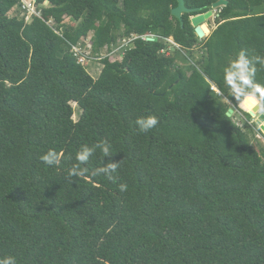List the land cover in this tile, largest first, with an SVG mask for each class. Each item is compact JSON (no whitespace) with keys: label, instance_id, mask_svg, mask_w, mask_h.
<instances>
[{"label":"trees","instance_id":"16d2710c","mask_svg":"<svg viewBox=\"0 0 264 264\" xmlns=\"http://www.w3.org/2000/svg\"><path fill=\"white\" fill-rule=\"evenodd\" d=\"M184 1L192 13L179 20V0H37L49 5L27 23L10 16L22 0H0V256L264 264V147L251 141L262 132L243 111L237 124L222 73L241 49L264 56V0H226L204 40L190 19L220 0ZM90 35L88 60L138 39L95 79L75 52ZM147 115L160 123L141 133L134 122ZM101 140L112 156L98 150L85 177H69L81 146ZM48 149L64 151L59 168L41 161ZM108 162L120 163L114 181L96 174Z\"/></svg>","mask_w":264,"mask_h":264},{"label":"clouds","instance_id":"9594fccd","mask_svg":"<svg viewBox=\"0 0 264 264\" xmlns=\"http://www.w3.org/2000/svg\"><path fill=\"white\" fill-rule=\"evenodd\" d=\"M257 65L264 66V56L251 55L248 51L241 49L234 58H229L226 65L222 68L223 82L229 89L231 95L241 108L248 110L255 118L252 112L256 108L264 113V84L257 82ZM137 130L141 133H147L157 127L160 123L157 115H147L138 117L135 120ZM264 124V121L261 122ZM99 150L103 156L111 157L112 145L107 140H101L97 143L84 144L75 154V163L68 169L69 177H85L88 168L87 163L93 155ZM64 151L48 149L41 155V161L54 168H59L63 163ZM120 163L108 162L105 166L96 170V174H103L109 180H115L113 175L118 171ZM127 185L121 184L120 190L126 191ZM0 264H18L17 258L11 254L0 256Z\"/></svg>","mask_w":264,"mask_h":264},{"label":"rangeland","instance_id":"374dc122","mask_svg":"<svg viewBox=\"0 0 264 264\" xmlns=\"http://www.w3.org/2000/svg\"><path fill=\"white\" fill-rule=\"evenodd\" d=\"M216 15H217V11L215 12V15H214L213 18H211L210 20H208L207 22L204 23V25H207V27H209L208 28L209 29V34H211V35L213 34V32L218 27V24H217V16ZM10 16L11 17H14V16L16 17L17 16L19 18H25L27 23H31L32 22L31 17H27L26 18V15H24L22 13V11H19L17 9H14L10 13ZM66 23H67L68 26H71V27L77 26V24L73 23L69 19L66 20ZM211 35H209V36L207 35L206 38H204V39L209 38ZM91 37H92V35H90V37H88L85 40V47L82 48L83 50H81L79 48V49H76L75 52L76 53H80V52L82 53L81 56H83V57L80 58V63H82L86 67H88V71L91 73V75L93 76V78L97 79L99 77L101 71H102V68H103V65L101 63V60L104 57H112V59H114L115 61H121L122 58H123V54H122L121 49L119 50L118 49L119 47L115 46V47H113V51H111V52L108 51V50H104V52L102 54V57L103 58H100V59L97 58V59L88 60L87 58L92 53V45L93 44H92V38ZM204 39H202V40H204ZM128 42H129V40L125 39V40H123V43L122 44L124 45L125 43H128ZM173 42L174 41L171 39L170 40V43L173 44ZM125 46H127V45L125 44ZM200 55H201L200 53H198V52L196 53V57H200ZM72 106L74 108V117H73V119H74L75 122H78L80 120V117L82 115V112L80 111V108H79V106L77 104L73 103ZM239 109H240L239 111H236V113H238V114L235 115V121L237 122V124L239 126L243 127V124L245 122V116L242 114L241 111L246 112V113H248V112L245 111L240 106H239ZM257 112H258V110H257ZM233 114H234V112H233ZM261 114L262 113L259 112L257 114V117H259V115H261ZM251 119H252L251 122H249V125L250 126L255 123L256 117L255 118H251ZM255 134H256L255 137H252L251 136L252 137V140H251L252 141V146H253V148L255 150H257V151L260 152L261 148L264 147V134L262 133L263 134L262 135L260 132L258 133L257 130H255Z\"/></svg>","mask_w":264,"mask_h":264},{"label":"water","instance_id":"95a60500","mask_svg":"<svg viewBox=\"0 0 264 264\" xmlns=\"http://www.w3.org/2000/svg\"><path fill=\"white\" fill-rule=\"evenodd\" d=\"M47 4L49 5V3ZM227 5H228V2L226 0H220L219 2L213 5V11L208 12L206 14H201L198 16L191 17L190 19L191 24L195 28L196 35L200 40L206 38L207 36L205 35V32L202 29V26L204 25V23L210 20L211 18H213L217 10L223 7H226ZM186 13H192V11L186 8L184 0H179V6L176 9H174L172 12L173 16L178 18L179 20H182L183 15ZM148 41L153 42V41H156V39H149ZM216 91L219 93L218 90ZM233 112L234 111L231 110L229 113V116H231ZM258 113L259 111L255 113V117H256L255 124L259 126L260 131L264 134V124L261 123L262 121H264V113H262L261 115H259V117H257ZM248 114L251 116V118H253V115L250 112H248Z\"/></svg>","mask_w":264,"mask_h":264},{"label":"built area","instance_id":"2783aa9c","mask_svg":"<svg viewBox=\"0 0 264 264\" xmlns=\"http://www.w3.org/2000/svg\"><path fill=\"white\" fill-rule=\"evenodd\" d=\"M47 5H48L47 3L44 6L38 5L37 0H22L21 10H22V13L24 15H26V18L27 17H31V19H33V17L42 18V12L39 9H41L42 7H46ZM50 23L53 24L52 22H50ZM137 39L138 38H136V37L130 39L128 43H125L127 46H125V44H124L121 47H119L118 49L119 50L121 49V51H122L123 48L129 47ZM149 39H153V38H148L147 40H149Z\"/></svg>","mask_w":264,"mask_h":264},{"label":"bare ground","instance_id":"6f19581e","mask_svg":"<svg viewBox=\"0 0 264 264\" xmlns=\"http://www.w3.org/2000/svg\"><path fill=\"white\" fill-rule=\"evenodd\" d=\"M209 27H207V25H203L202 26V29H203V31L205 32V35H211V34H209V29H208Z\"/></svg>","mask_w":264,"mask_h":264}]
</instances>
